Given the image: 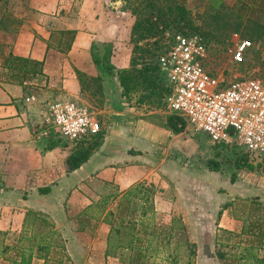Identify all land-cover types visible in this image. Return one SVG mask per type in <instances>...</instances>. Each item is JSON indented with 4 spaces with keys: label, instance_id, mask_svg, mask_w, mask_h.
Returning <instances> with one entry per match:
<instances>
[{
    "label": "crops",
    "instance_id": "crops-1",
    "mask_svg": "<svg viewBox=\"0 0 264 264\" xmlns=\"http://www.w3.org/2000/svg\"><path fill=\"white\" fill-rule=\"evenodd\" d=\"M107 6V0H36L34 11L13 26H2L4 18L0 19V234L13 242L26 229L36 231L31 221L30 228L26 226L32 215L38 217V235L46 230L41 228L42 221L51 225L54 233L42 240L38 237V245L44 244L47 253L34 251L29 264H137L132 255L135 249H150L146 242L149 236L144 234L147 228L133 231L140 237L139 243H125L129 237L122 238L128 229L123 228V222L131 215L122 217L118 209L127 189L153 179L151 175L158 167L156 143L167 144L168 149V133L147 127L140 135L117 136L109 157L112 162L106 164L108 158L98 150L69 172L66 160L71 152L55 130L50 132L44 126L48 105L64 96L61 89L78 85L68 72L67 60L78 72L93 76L92 42L96 38L107 40L114 31L112 20L105 16ZM58 13L64 15L56 18ZM121 17L116 16L114 23L121 36L117 37L118 31L114 35L110 57L115 73L128 69L132 56V47L123 39V25L117 20ZM10 57L38 62L41 74L12 76L7 68ZM112 187L115 194L107 195ZM44 189L47 192L42 194ZM98 200L102 206L95 211ZM134 200L131 198L130 203ZM140 218L146 225L148 213ZM112 227H119L120 232L110 234ZM55 236L61 241L59 246L53 243ZM161 245L155 246L160 249ZM22 248L15 253L20 254ZM58 251L64 260L54 258ZM16 254L5 255L6 264H19ZM144 257L140 262L148 258Z\"/></svg>",
    "mask_w": 264,
    "mask_h": 264
},
{
    "label": "rangeland",
    "instance_id": "rangeland-1",
    "mask_svg": "<svg viewBox=\"0 0 264 264\" xmlns=\"http://www.w3.org/2000/svg\"><path fill=\"white\" fill-rule=\"evenodd\" d=\"M92 1L95 3V0ZM172 1L185 7L193 29H188L185 21L170 16L159 17L155 12L156 9L165 8L170 0H107L108 9L105 16L109 21L112 20L114 31L107 40L97 38L93 40L91 54L93 48L98 55H104L110 63L114 50V35L118 31L117 37L121 36L120 29H116L114 23L116 16L121 17L120 13H123V18L117 20L123 25V39L132 47L130 64L134 57L137 62L153 63L158 51L159 33L146 40L137 39V25L146 19L155 23L159 31L166 28L165 30L188 31L202 35L207 42L209 53L206 69L212 75L231 78L251 74L264 77V0ZM35 2L36 0H0V19L4 18L2 26H13L16 20L28 16L27 14L34 11L32 7ZM148 4L153 5V8L148 7ZM59 13L56 18L64 15ZM94 14L99 18V14ZM241 40L249 41L251 48L243 62L235 64L232 52L236 43ZM142 51H145L144 54ZM67 64L68 72L76 78L78 85L71 90L61 89L64 96L58 102H73L83 106L99 121L101 126L99 137L89 145L91 156L100 150L101 154L108 158L106 161L108 164L113 161L109 157L112 149L116 147L115 137L140 135L147 127L160 128L168 133L170 147L167 149V144L156 143L159 151L156 156L158 167L151 175L153 179L134 186L135 194L138 192L137 197L129 204L126 217L131 215L130 219L123 222V227L133 226L134 232L141 230L144 232L147 228L145 236L155 234L156 239L154 237L150 241V236L149 240L146 239L150 249L146 255L148 258L143 263L169 264L166 259L169 253L173 255L177 253L179 263H185L188 252L187 247L183 245L185 242L196 245V255L192 264H224L225 262L219 263L216 259L217 247L213 243L216 230L220 228L239 232L242 221L236 217L240 210L243 213L247 212V208L241 206L245 204L244 200L258 196L264 201V154L245 157L246 153L240 147L236 146L234 149L235 146L215 145L205 134L195 130L185 121L180 123L182 130L174 133L167 127L168 118L172 114L164 101L158 108L145 105L137 107L134 97L129 100L121 97L118 81L114 79L115 71L112 77L104 76L94 65L96 70L92 72L93 76H87L75 70L69 60ZM120 107L127 113H123ZM139 120L144 124H140ZM44 126L50 132L53 131L46 122ZM56 135L59 136L58 133ZM60 141L68 151L71 153L75 151L72 143L61 137ZM236 157L246 158L241 169L234 167ZM115 191L112 187L108 189L107 195L110 193L114 195ZM144 196L149 199L147 202L140 198ZM99 202L101 200L94 205L95 211L102 206ZM228 203L232 205L222 210L218 219L219 211ZM152 212L153 216L150 215ZM147 213L149 220L145 225L144 219L140 217ZM30 221L32 218L28 216L27 228H30ZM180 227L183 230H180ZM32 232L26 229L16 235L13 242L8 240L9 237L0 234V264H6L5 255L15 256V250L11 248L14 246L32 247L33 252H37L38 236L33 237ZM123 237L126 239L127 233H124ZM169 237L171 238L168 242ZM53 243L59 246L61 241L55 236ZM158 243L162 244L160 249L155 246L159 245ZM8 250H11L9 254ZM59 252L54 258L64 260V255Z\"/></svg>",
    "mask_w": 264,
    "mask_h": 264
},
{
    "label": "built area",
    "instance_id": "built-area-1",
    "mask_svg": "<svg viewBox=\"0 0 264 264\" xmlns=\"http://www.w3.org/2000/svg\"><path fill=\"white\" fill-rule=\"evenodd\" d=\"M155 64L169 92L168 111L221 147L237 146L249 156L264 154V77L212 75L205 38L188 31L165 30ZM251 43L241 40L232 52L241 64ZM46 123L72 147L100 134L97 118L73 102L48 105Z\"/></svg>",
    "mask_w": 264,
    "mask_h": 264
},
{
    "label": "trees",
    "instance_id": "trees-1",
    "mask_svg": "<svg viewBox=\"0 0 264 264\" xmlns=\"http://www.w3.org/2000/svg\"><path fill=\"white\" fill-rule=\"evenodd\" d=\"M147 6L151 7V9L153 8V5L148 4ZM155 12L158 13L159 17L170 16L178 20L185 21L186 27L188 29H193V24L189 19V13L186 11L185 7H183L179 3H175L170 0L165 8L156 9ZM137 29L138 33L136 31L135 32L137 33V39L139 40H146L147 38L155 37L159 33L157 35L159 46L158 51L155 55L156 59L157 54L160 52L163 46L162 37L166 28H164L162 31H159L155 23L143 19L142 22L137 25ZM144 52L145 51H142L141 53L144 54ZM91 57L93 64L96 65L98 70L102 71V74L104 76H114V67L109 63L108 59L104 55H98V53L92 48ZM155 59L153 63L149 64L144 62H137V59L134 57L131 61L129 69L120 70L115 73L119 88L121 90V97L125 98L126 100L134 97L137 107L145 105L152 108H158L169 92L167 82L165 81L160 71L157 69L158 67H156ZM7 68L12 76H21L22 74V76H34L37 74H41V70L38 69V62L31 61L27 58L22 57H10ZM163 80L165 81V83ZM180 123H183V120L175 115H172L168 118L167 127L172 132L178 133L182 130ZM98 137L99 135L92 140L84 141L83 143H80L74 147L75 151H73L66 160V166L69 172L77 170L89 159L92 153L89 145L94 143ZM235 148L236 147H234V149ZM244 156L247 157L248 155L244 154ZM245 157H236V159L234 160V167L236 169H241L244 166L246 161ZM46 192L47 191L45 189L41 191L42 194H45ZM137 193L135 194L134 186L130 187L124 193L122 201L119 205L120 209H118V213H121L122 217L124 215H128L131 198H136ZM140 198L143 199L144 202H147L149 200L145 196ZM244 202L245 204L241 206L247 208V212L243 213V211L240 210V214L236 217L237 220L242 221L240 231L233 232L220 228L216 230L213 243H215V246L217 247L215 253L217 257L216 259L219 263L225 262L226 264H264V201H262L258 196H255L251 199L244 200ZM231 205L232 203L224 205V207L218 213V219L222 213V210ZM142 213L144 214L145 211H143ZM241 214H244V216H241ZM32 218L33 219L31 221V226L37 229L36 232H32V235H34L33 237L38 236L42 240L44 237H50L54 235L50 228L51 225H49L46 221H42L43 224L41 225V228H46L44 234L40 233L38 235V217L32 215ZM120 226L121 223L119 227ZM119 227H112L110 230V234L116 235L117 233H119ZM171 229L172 227L169 230L170 232ZM180 230H183V228L180 227ZM170 232L168 233V235L171 234ZM123 235L124 234H122V238L124 240L125 238L123 237ZM127 236L129 237V239L125 240V243L127 245H129L130 243H139L141 240L139 236H134L133 226L128 228ZM149 236L150 241H152V239L155 237V234L150 233ZM170 238L171 237L168 238V242ZM183 245L187 247L188 252L186 261L182 264H192V260L196 255L195 245H189L185 242H183ZM36 247H38L40 251L47 253V250L45 248L46 246L44 244H37ZM13 249L17 251L19 247H13ZM22 249H24V251L22 250L20 254H16V259L20 258L19 264H29L30 259L32 258L33 248L26 247ZM146 253V250L141 251L139 248L135 249V252L132 253V255L134 257V260L137 261V264H144L140 261L142 257L146 255ZM169 254L170 255H168V257L166 258L169 264H180L177 253L174 255L173 253ZM57 263L62 264L61 261H58Z\"/></svg>",
    "mask_w": 264,
    "mask_h": 264
}]
</instances>
